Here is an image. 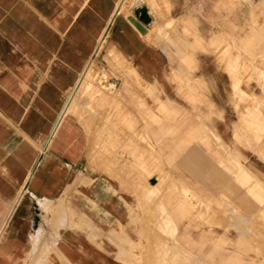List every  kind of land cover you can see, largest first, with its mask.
I'll return each instance as SVG.
<instances>
[{"label": "crops", "instance_id": "1", "mask_svg": "<svg viewBox=\"0 0 264 264\" xmlns=\"http://www.w3.org/2000/svg\"><path fill=\"white\" fill-rule=\"evenodd\" d=\"M110 52L138 124L159 95L217 136L238 94H262L264 0H0V264H138L134 187L91 164L85 104L69 102Z\"/></svg>", "mask_w": 264, "mask_h": 264}, {"label": "rangeland", "instance_id": "2", "mask_svg": "<svg viewBox=\"0 0 264 264\" xmlns=\"http://www.w3.org/2000/svg\"><path fill=\"white\" fill-rule=\"evenodd\" d=\"M100 54L71 94L85 104L78 112L93 139L91 164L134 187L135 262L264 264V72L256 77L259 98L238 94L234 126H217L215 136L212 126L201 125L206 115L159 95L151 108L140 99L138 124L109 84L126 67L111 52L107 62ZM231 129L232 141L225 140L222 132Z\"/></svg>", "mask_w": 264, "mask_h": 264}, {"label": "bare ground", "instance_id": "3", "mask_svg": "<svg viewBox=\"0 0 264 264\" xmlns=\"http://www.w3.org/2000/svg\"><path fill=\"white\" fill-rule=\"evenodd\" d=\"M140 30V29H139ZM141 31V30H140ZM84 77H86V76H84ZM83 77V78H84ZM84 80V79H83ZM83 82V83H82ZM80 83H82V84H84V81H82V79L80 80V82H79V84ZM73 100V96L70 98V100H69V102H71ZM250 187V186H249ZM248 187V188H249ZM254 188V187H253ZM253 188H251V190L253 189ZM246 189V188H245ZM247 190V189H246ZM254 190V189H253ZM252 192V191H251ZM249 194H252V193H249ZM255 194V193H254ZM256 195V194H255ZM252 196V195H251ZM256 197H257V195H256ZM263 197V196H262ZM261 198V197H260ZM259 199V198H258ZM17 200V199H16ZM260 201H261V199H260ZM14 204H15V202H14ZM264 203H262V205H263ZM264 207V206H263ZM4 223V222H3ZM254 225V224H253ZM4 228V227H3ZM1 239V238H0ZM229 263V262H228ZM231 264V263H230Z\"/></svg>", "mask_w": 264, "mask_h": 264}, {"label": "water", "instance_id": "4", "mask_svg": "<svg viewBox=\"0 0 264 264\" xmlns=\"http://www.w3.org/2000/svg\"><path fill=\"white\" fill-rule=\"evenodd\" d=\"M98 48V47H97Z\"/></svg>", "mask_w": 264, "mask_h": 264}]
</instances>
